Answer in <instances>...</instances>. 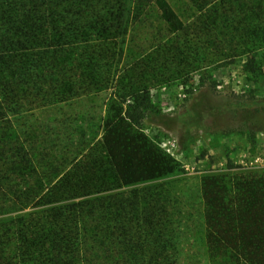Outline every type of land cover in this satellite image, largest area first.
Instances as JSON below:
<instances>
[{
	"label": "trees",
	"instance_id": "obj_1",
	"mask_svg": "<svg viewBox=\"0 0 264 264\" xmlns=\"http://www.w3.org/2000/svg\"><path fill=\"white\" fill-rule=\"evenodd\" d=\"M187 4L183 22L167 0H0V264H176L175 194L157 182L181 168L143 129L147 80L189 73L208 47L256 72L264 46V0ZM150 5L172 35L121 70ZM104 91L97 154L58 178L36 165L14 119ZM199 199L211 264H264V171L204 174Z\"/></svg>",
	"mask_w": 264,
	"mask_h": 264
},
{
	"label": "rangeland",
	"instance_id": "obj_2",
	"mask_svg": "<svg viewBox=\"0 0 264 264\" xmlns=\"http://www.w3.org/2000/svg\"><path fill=\"white\" fill-rule=\"evenodd\" d=\"M167 1L180 20L192 19L193 7L187 0ZM170 30L156 5H150L131 25L119 68L150 53L172 35ZM254 51L256 72L245 66V53L232 59L208 47L189 73L173 70L147 80L150 106L143 129L181 168L157 182L175 194L176 264H211L199 199L201 176L264 171V46ZM107 96L106 91L94 92L17 116L14 127L25 144L31 143L35 164L58 178L88 154H97L93 149L100 139ZM4 203L0 196V205ZM34 208L31 204L7 214Z\"/></svg>",
	"mask_w": 264,
	"mask_h": 264
}]
</instances>
